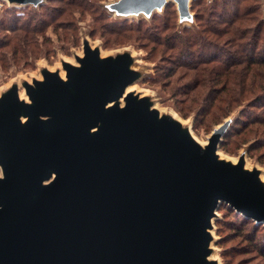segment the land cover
<instances>
[{"label": "water", "instance_id": "1", "mask_svg": "<svg viewBox=\"0 0 264 264\" xmlns=\"http://www.w3.org/2000/svg\"><path fill=\"white\" fill-rule=\"evenodd\" d=\"M175 1L184 13L188 0ZM80 62L69 82L29 87L33 104L16 89L0 103V264H215L208 228L222 202L264 223L258 173L217 157L223 127L203 148L143 100L107 109L131 82L127 60L86 48Z\"/></svg>", "mask_w": 264, "mask_h": 264}, {"label": "rangeland", "instance_id": "2", "mask_svg": "<svg viewBox=\"0 0 264 264\" xmlns=\"http://www.w3.org/2000/svg\"><path fill=\"white\" fill-rule=\"evenodd\" d=\"M75 1L82 4L85 2L87 8L85 11L83 6L82 8L72 6L73 13L70 18L75 31L69 32L65 25H61L60 21L62 20H55L51 22L50 26L44 25L40 28V34L36 36L37 44L31 46L30 43V46L28 45L30 53L22 54L21 47L17 49L11 45L0 48V103L16 89L23 103L33 104L28 88L37 89V84L44 83L49 74H55L64 82H69L66 67H80V59L85 57L86 48L97 52L102 61L125 58L127 67L131 71V82L124 87L120 97L107 103V109L115 106L119 109L124 108L129 97H134L137 101L143 100L147 102L149 109L158 112L159 118L157 117V119L162 117L179 123L181 131L189 133L194 141L203 148L209 144L214 132L219 127H223L216 151L218 159L231 165L243 161L244 169L257 172L259 179L264 183V148L249 149L251 142L240 145L235 139H231V142L227 144L225 142L229 141L238 117L245 113L251 114L253 111L254 108L249 107V99L244 100L219 123L210 122L209 116L203 115L197 104L190 100L187 101L186 95L174 92L187 88L186 83L194 84L188 75L191 68L188 70L168 62L170 52L162 51L161 45L155 47L151 42L146 43L145 40L134 37L118 40L120 37L99 31L94 25L97 12L106 14L109 22L113 25H118L120 21L126 20L130 23L143 21L145 25L154 27L169 20L171 24L175 25L173 29L159 32V35L164 38L174 29L181 33H184V30L188 28L191 31H197L200 26L199 7L206 8L208 13L217 12L218 16L220 12H218L219 8L216 7V3L220 4L222 0H188L187 10L184 13L179 10L175 0H164L163 3L155 7L135 11L121 8L124 0ZM249 4H254V1H249ZM257 5L259 8L255 13L259 19H264V0H260ZM60 6L61 4L57 0L27 2L0 0V41L13 35V29L17 27L16 23H29L33 18L35 22L48 19L49 11ZM8 8L23 10L26 15L20 14L21 17L17 16V19L9 21ZM217 16L214 17L218 19ZM211 20H213L212 16ZM70 37L74 39L71 40ZM228 47L234 48L230 44L227 45V49ZM173 70L176 73L173 76H168V73ZM185 71H188V74L182 76ZM256 111L263 112L258 109ZM40 118L47 119V117ZM22 120L23 123H26L29 117L23 116ZM261 128L264 129L263 126ZM96 131L98 128L92 129L91 133ZM231 137L233 138V136ZM223 143L226 144H224L225 148L222 147ZM53 175L55 176V174ZM54 176L47 179L43 185L50 183ZM4 177V164L0 162V178ZM228 219L231 218L225 214V209H217L215 216L211 219V227L208 228L211 238L208 244L207 259L214 261L215 264H264V258L252 249L253 245L248 240H245L246 234L237 236L235 230L227 225Z\"/></svg>", "mask_w": 264, "mask_h": 264}, {"label": "trees", "instance_id": "3", "mask_svg": "<svg viewBox=\"0 0 264 264\" xmlns=\"http://www.w3.org/2000/svg\"><path fill=\"white\" fill-rule=\"evenodd\" d=\"M57 1L61 6L49 11L48 19L35 22L33 18L29 23H16L13 35L0 41V48L11 45L17 49L21 47L22 54L30 53L29 44H37L36 36L40 34V28L50 26L55 20H62L61 25H65L69 32L75 31L71 19L72 6H83L86 11V3L75 0ZM249 1H254V4H249ZM259 1L222 0L220 4L216 3L220 12L218 16L217 12L208 13L206 8L199 7L200 26L197 31L188 28L181 33L174 29L164 38L159 32L173 29L175 25L169 20L154 27L145 25L143 21L130 23L126 20L113 25L106 14L94 11L97 12L94 25L99 31L120 37L118 40L134 37L145 40L146 43L151 42L155 47L161 45L162 51L170 52L168 62L177 67L191 68L189 74L185 71L182 76L188 74L194 84L186 83L187 88L174 92L186 95L187 101L197 104L202 114L209 116L210 122L219 123L244 100L249 99V107L254 108L253 111L238 117L231 131L233 138L230 136L229 141L225 142L227 144L231 139H235L240 145L251 142L249 149L259 150L264 148V129L261 128L264 127V19H259L255 13L259 8ZM7 11L10 14L9 21L17 19L20 14L26 15L20 9L8 8ZM210 14L213 20L209 17ZM212 21L216 22L212 24ZM229 44L234 48L227 49ZM175 73L173 70L168 76ZM257 109L263 112L258 113ZM218 209H225V214L231 218L227 225L235 230L237 236L246 234L245 240L264 258V223L237 212L224 202Z\"/></svg>", "mask_w": 264, "mask_h": 264}, {"label": "bare ground", "instance_id": "4", "mask_svg": "<svg viewBox=\"0 0 264 264\" xmlns=\"http://www.w3.org/2000/svg\"><path fill=\"white\" fill-rule=\"evenodd\" d=\"M159 118V117H158ZM217 151V150H216Z\"/></svg>", "mask_w": 264, "mask_h": 264}]
</instances>
